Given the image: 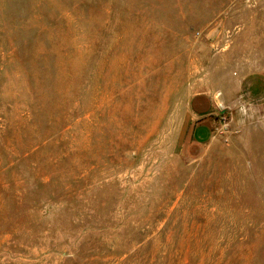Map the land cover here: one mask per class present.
<instances>
[{
	"label": "rangeland",
	"instance_id": "rangeland-1",
	"mask_svg": "<svg viewBox=\"0 0 264 264\" xmlns=\"http://www.w3.org/2000/svg\"><path fill=\"white\" fill-rule=\"evenodd\" d=\"M0 264H264V0H0Z\"/></svg>",
	"mask_w": 264,
	"mask_h": 264
},
{
	"label": "crops",
	"instance_id": "crops-1",
	"mask_svg": "<svg viewBox=\"0 0 264 264\" xmlns=\"http://www.w3.org/2000/svg\"><path fill=\"white\" fill-rule=\"evenodd\" d=\"M212 122L211 117L197 122L191 129V140L196 143H206L212 137Z\"/></svg>",
	"mask_w": 264,
	"mask_h": 264
}]
</instances>
